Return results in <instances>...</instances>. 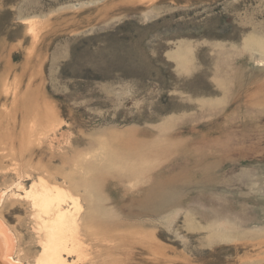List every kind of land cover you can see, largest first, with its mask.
<instances>
[{"label":"rangeland","instance_id":"rangeland-1","mask_svg":"<svg viewBox=\"0 0 264 264\" xmlns=\"http://www.w3.org/2000/svg\"><path fill=\"white\" fill-rule=\"evenodd\" d=\"M260 43L264 0H0V213L22 264L40 247L13 192L68 175L92 184L99 264H264Z\"/></svg>","mask_w":264,"mask_h":264},{"label":"bare ground","instance_id":"bare-ground-1","mask_svg":"<svg viewBox=\"0 0 264 264\" xmlns=\"http://www.w3.org/2000/svg\"><path fill=\"white\" fill-rule=\"evenodd\" d=\"M260 46L264 48V43H260ZM67 179L71 183L68 187L62 181L61 184L51 183L42 177L33 180L28 187L18 184V189L22 190L13 192L14 199L29 203L35 219L32 230L38 238L40 249L36 259L27 264H99V252L94 250V241H107L108 238L101 236L94 222L92 184L84 186L83 194L75 190L74 193L73 188H77L72 175H68ZM4 196L5 193L1 192L0 203ZM99 241L97 244L102 246ZM20 244L0 213V264H22L23 257L19 255L22 251H18ZM15 247L17 254L14 257L11 252Z\"/></svg>","mask_w":264,"mask_h":264}]
</instances>
